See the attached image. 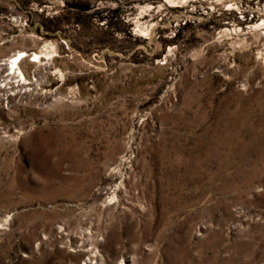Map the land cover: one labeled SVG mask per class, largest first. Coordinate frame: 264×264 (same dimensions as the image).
<instances>
[{"label": "rangeland", "instance_id": "374dc122", "mask_svg": "<svg viewBox=\"0 0 264 264\" xmlns=\"http://www.w3.org/2000/svg\"><path fill=\"white\" fill-rule=\"evenodd\" d=\"M19 50L0 264H264V0H0Z\"/></svg>", "mask_w": 264, "mask_h": 264}, {"label": "built area", "instance_id": "2783aa9c", "mask_svg": "<svg viewBox=\"0 0 264 264\" xmlns=\"http://www.w3.org/2000/svg\"><path fill=\"white\" fill-rule=\"evenodd\" d=\"M25 58L30 59V62L33 60V56L27 54L23 59ZM11 64V59L0 60V110H7L13 99H19L24 92L25 83L18 74H11Z\"/></svg>", "mask_w": 264, "mask_h": 264}, {"label": "trees", "instance_id": "16d2710c", "mask_svg": "<svg viewBox=\"0 0 264 264\" xmlns=\"http://www.w3.org/2000/svg\"><path fill=\"white\" fill-rule=\"evenodd\" d=\"M90 9L88 6L85 7H78V12L79 13H84V12H88ZM103 12V11H102ZM99 12V10H96L95 12L91 13V14H87L85 16V19H91L93 20V22H95V24L97 26H100V24H102V27H106V29L109 32V35L114 36L115 35V31H116V25L118 24V18L116 16H114V14H116L118 11L117 10H113V11H109L111 13V16H106L103 17L101 16V13ZM115 19V20H114ZM72 21L76 22V24L79 22L75 17L71 18ZM120 24H122L123 26H126V23L124 22V20L119 21ZM106 30V31H107ZM123 39L124 41L122 42L123 45L121 47H115L114 45H109V48L113 51V50H121L126 49V50H133L134 46L137 44V39L134 38L131 34L130 30H127L126 32H124L123 35ZM178 37V36H176ZM72 45V43H71ZM96 45H99V43H96Z\"/></svg>", "mask_w": 264, "mask_h": 264}, {"label": "bare ground", "instance_id": "6f19581e", "mask_svg": "<svg viewBox=\"0 0 264 264\" xmlns=\"http://www.w3.org/2000/svg\"><path fill=\"white\" fill-rule=\"evenodd\" d=\"M30 56H33L35 58V60H32V62L40 63V59H41L40 53H33ZM22 57L23 58L26 57V53L23 50H19L16 53H14L13 55H11L10 57H8L7 59H11V61H12V64H11L12 67L10 69L11 70L13 69V70L11 71V74H18L24 83L26 81V79L24 78V75L21 72L20 67H19V63L23 60Z\"/></svg>", "mask_w": 264, "mask_h": 264}]
</instances>
